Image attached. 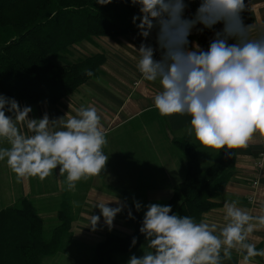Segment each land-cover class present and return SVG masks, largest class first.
I'll return each mask as SVG.
<instances>
[{
  "label": "clouds",
  "instance_id": "clouds-1",
  "mask_svg": "<svg viewBox=\"0 0 264 264\" xmlns=\"http://www.w3.org/2000/svg\"><path fill=\"white\" fill-rule=\"evenodd\" d=\"M111 2L97 0L100 5ZM130 2L139 6V15L132 18L139 35L146 40L156 30L159 60L149 44L133 48L143 79L161 86L153 96L158 113L190 117L188 136L203 149H224L229 156L231 150L247 148L257 135L264 141V33L250 36L252 25H245L241 16L248 7L245 0H199L191 18L185 11L196 0ZM218 23L223 28L215 32L207 50L198 44L189 48L188 37L197 25L211 30ZM31 111L0 95V141L10 145L0 148V161L6 160L17 182L30 177L44 180L59 167L67 190L75 191L79 181L102 173L109 158L103 151L108 141L95 106L80 107L74 116L56 121L46 114L29 118ZM110 202L95 205L109 228L124 208L119 200L117 207H110ZM135 208L139 211L141 204L135 202ZM223 210L225 223L218 226L207 219L196 222L170 214V205L148 204L139 229L147 241L144 255L133 254L127 264H223L233 250L242 256L240 264L264 257V249L249 242L253 232L264 227V206L261 214L252 215L233 200L226 201ZM128 216L134 218L130 209ZM100 219L91 215L90 226L95 228ZM136 242L133 237L132 245Z\"/></svg>",
  "mask_w": 264,
  "mask_h": 264
},
{
  "label": "crops",
  "instance_id": "crops-1",
  "mask_svg": "<svg viewBox=\"0 0 264 264\" xmlns=\"http://www.w3.org/2000/svg\"><path fill=\"white\" fill-rule=\"evenodd\" d=\"M245 4L248 7L241 16L245 25H252L250 36L255 38L264 33V0H245ZM222 28L221 23L211 30L197 25L188 37L189 48L198 44L207 50L215 32ZM142 42L157 46L156 30L154 29L146 40L138 31L121 38L101 37L89 42H80L70 47L63 58L74 62L94 54H103L105 62L100 67L98 76L78 87L56 105L45 102L31 105L16 100L21 108L31 107L29 118L40 119L46 114L50 121L74 116L75 110L80 107L95 106L107 132L108 143L103 151L109 158L99 176L79 181L75 191L67 190L65 176L59 175V167L44 180L30 177L17 182L6 160L0 161V211L14 206L19 198H28L42 218L44 227H55L58 222L59 204L66 198L70 203L73 218L72 246L92 255L95 244L104 241L106 232L120 236L131 234V230L123 225L122 211L115 216L113 225L109 228L104 223L99 208L95 207L98 202L112 201L109 206L117 207L119 205L115 201L119 200L123 204L117 192L126 191L131 196L133 193L144 196V202L147 204L163 203L166 206L174 186L177 185L174 181L182 178L186 168L185 160L181 162L180 157L172 151L173 138L188 137L197 153L201 169H208L217 150L203 149L196 143L194 136H188L186 127L189 126L190 117L179 114L164 117L154 108L153 96L161 90L159 81H144L134 87L138 76L136 64L139 59L134 48L138 49ZM234 42L229 40V43ZM82 54L85 56H78ZM69 55L74 60H68ZM6 115L13 114L6 112ZM2 147L10 145L0 141V148ZM262 150L264 146L258 135L247 148L235 149L232 176L217 199L220 205L205 213L202 219L223 226V205L226 201L233 200L238 201V206L248 210L250 214H261V208L264 206V169L258 172L254 161ZM158 180L165 182L152 185L151 181ZM254 182H257L256 186L253 185ZM91 215L101 216L95 228L90 226ZM249 242L255 243L258 250L264 249V227L255 230ZM67 257V261L72 260V255ZM260 258L264 261V257ZM241 259L242 256L233 250L232 258L224 260L223 264H240ZM251 264L262 263L257 256L252 258Z\"/></svg>",
  "mask_w": 264,
  "mask_h": 264
},
{
  "label": "trees",
  "instance_id": "trees-1",
  "mask_svg": "<svg viewBox=\"0 0 264 264\" xmlns=\"http://www.w3.org/2000/svg\"><path fill=\"white\" fill-rule=\"evenodd\" d=\"M134 15H139V6L130 0H112L106 5L97 0H0V94L31 105H56L98 76L105 62L103 54L68 62L63 56L69 48L95 38L137 33ZM172 146L182 154L186 168L166 206H171L170 214L200 222L205 213L220 205L217 199L232 176L235 149L231 156L224 149L217 150L212 164L202 170L188 137L173 138ZM117 194L124 205L123 225L131 234L106 232L104 241L95 244L89 264H118L115 255L134 252L145 239L139 231L144 217L136 210L135 200L126 191ZM59 205L57 225L48 233L28 198H19L14 206L1 210L0 264H44L45 258L62 252L73 218L66 198ZM129 209L134 218H129Z\"/></svg>",
  "mask_w": 264,
  "mask_h": 264
},
{
  "label": "rangeland",
  "instance_id": "rangeland-1",
  "mask_svg": "<svg viewBox=\"0 0 264 264\" xmlns=\"http://www.w3.org/2000/svg\"><path fill=\"white\" fill-rule=\"evenodd\" d=\"M71 55V54H70ZM68 58V60L72 61L74 59H72L71 57ZM78 56H85L84 54L82 55H78ZM54 62H58L56 61L55 59H52ZM1 95V94H0ZM173 148V153L177 154L179 157H180V160L181 162H184V158L182 156V154L172 146ZM183 178H184V175H182V178L179 180V181H174V184H178L180 182L183 181ZM165 181H151L152 185L156 186V185H159L161 183H163ZM173 182V181H172ZM134 195H132L135 199L136 202H139L141 204V209L139 210V214H141V216L144 217V214L147 210V203L144 202L145 201V197L144 196H140L138 195L137 193H133ZM160 205H163L165 206V204L163 203H159ZM45 230L47 231V233L53 228V226H49V225H46L45 227ZM72 233L70 235L69 238H67V242H66V245H64V249L62 252H60L59 254H57L56 256L54 257H51V258H45L43 260V263L44 264H68V263H72V264H89L90 263V259H91V253L88 252V251H85V250H80L78 249L76 246L73 247L72 246ZM147 246V241L145 240L143 242V244L140 246V248H138L137 250H135L134 252H131L129 254H126V255H115L114 256V261L118 264H127L129 258L134 254L136 255L137 257H140L142 255H144V250ZM68 255H72V260H68L66 259V257ZM68 258V257H67Z\"/></svg>",
  "mask_w": 264,
  "mask_h": 264
},
{
  "label": "built area",
  "instance_id": "built-area-1",
  "mask_svg": "<svg viewBox=\"0 0 264 264\" xmlns=\"http://www.w3.org/2000/svg\"><path fill=\"white\" fill-rule=\"evenodd\" d=\"M199 6V0H196V2L190 3L188 5V8L185 11V16L187 18H191L195 9ZM154 49H156L155 53H154V59L159 60L161 58V52L158 49V45L157 46H152ZM146 80L143 79L141 73L138 70V76L136 81L134 82V87L138 86L141 82H144ZM261 140V139H260ZM262 146H264V141L261 140ZM254 166L256 168V170L262 171V169H264V150H262V152L260 153V155L255 159L254 161ZM257 182H254L253 185L256 186Z\"/></svg>",
  "mask_w": 264,
  "mask_h": 264
},
{
  "label": "water",
  "instance_id": "water-1",
  "mask_svg": "<svg viewBox=\"0 0 264 264\" xmlns=\"http://www.w3.org/2000/svg\"><path fill=\"white\" fill-rule=\"evenodd\" d=\"M169 137H170V135H169Z\"/></svg>",
  "mask_w": 264,
  "mask_h": 264
}]
</instances>
